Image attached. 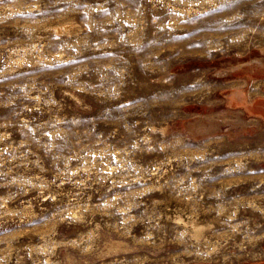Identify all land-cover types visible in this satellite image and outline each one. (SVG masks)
<instances>
[{
    "label": "rangeland",
    "instance_id": "rangeland-1",
    "mask_svg": "<svg viewBox=\"0 0 264 264\" xmlns=\"http://www.w3.org/2000/svg\"><path fill=\"white\" fill-rule=\"evenodd\" d=\"M0 264H264V0H0Z\"/></svg>",
    "mask_w": 264,
    "mask_h": 264
},
{
    "label": "bare ground",
    "instance_id": "bare-ground-1",
    "mask_svg": "<svg viewBox=\"0 0 264 264\" xmlns=\"http://www.w3.org/2000/svg\"><path fill=\"white\" fill-rule=\"evenodd\" d=\"M238 24V23H237ZM234 26V25H233Z\"/></svg>",
    "mask_w": 264,
    "mask_h": 264
}]
</instances>
